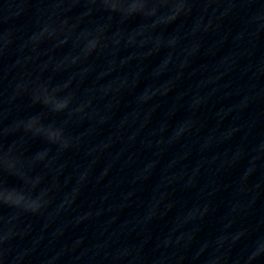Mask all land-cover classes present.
<instances>
[{
	"label": "clouds",
	"instance_id": "9594fccd",
	"mask_svg": "<svg viewBox=\"0 0 264 264\" xmlns=\"http://www.w3.org/2000/svg\"><path fill=\"white\" fill-rule=\"evenodd\" d=\"M64 106H65V105H63V104L58 105V107H64ZM52 135H53V137H55L56 135H58V133H53ZM19 199H20V200H23L24 197L21 196ZM17 202H19V200H18Z\"/></svg>",
	"mask_w": 264,
	"mask_h": 264
}]
</instances>
